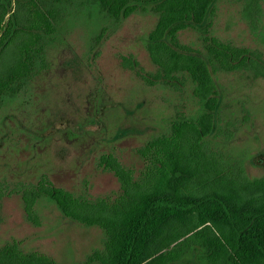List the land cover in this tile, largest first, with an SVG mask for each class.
Masks as SVG:
<instances>
[{"label": "trees", "instance_id": "1", "mask_svg": "<svg viewBox=\"0 0 264 264\" xmlns=\"http://www.w3.org/2000/svg\"><path fill=\"white\" fill-rule=\"evenodd\" d=\"M215 0H0V110L25 92L47 69V51L58 40L69 14L86 10L103 22L120 23L134 14L155 18L145 51L154 71L132 55L121 67L147 87L181 93L191 86L200 112L178 113L162 132L135 150L142 170L125 168L107 154L98 165L119 183L114 199L91 200L56 187L42 174L36 184H17L28 221L38 224L35 207L52 204L80 225L104 232V250L89 258L99 264H177L191 253L200 264H264V176L249 179L230 168L206 139L214 129L219 93L214 74L248 73L264 79L261 53L209 35L205 24ZM245 14L258 23L249 0ZM193 28L202 51L183 45L178 34ZM102 34L92 38V44ZM5 187L0 183V199ZM6 192L11 193L6 187ZM0 264H55L14 245L0 249Z\"/></svg>", "mask_w": 264, "mask_h": 264}, {"label": "rangeland", "instance_id": "2", "mask_svg": "<svg viewBox=\"0 0 264 264\" xmlns=\"http://www.w3.org/2000/svg\"><path fill=\"white\" fill-rule=\"evenodd\" d=\"M259 22L245 14L249 0H215L205 24L209 35L261 53L264 59V0H254ZM73 12L47 51V69L27 90L0 110V249L16 246L55 264H99L89 258L104 250V232L63 217L40 201L38 224L27 220L17 184H36L42 174L59 188L91 200L114 199L120 192L112 173L98 160L113 155L136 176L143 162L135 153L150 138L165 132L176 114L200 112L191 86L181 93L145 86L121 67L132 55L147 72L154 71L145 51L155 18L134 14L114 24L92 12ZM102 34L96 44L92 38ZM183 45L202 51L200 34L179 32ZM219 93L214 129L206 139L230 168L249 179L264 176V79L245 72L216 73ZM6 187L11 193L6 192ZM177 264H200L194 253Z\"/></svg>", "mask_w": 264, "mask_h": 264}]
</instances>
